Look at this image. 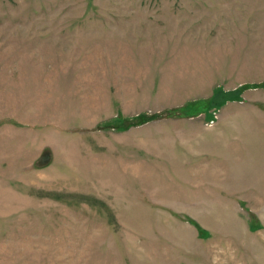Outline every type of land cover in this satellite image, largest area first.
<instances>
[{
	"label": "rangeland",
	"instance_id": "rangeland-1",
	"mask_svg": "<svg viewBox=\"0 0 264 264\" xmlns=\"http://www.w3.org/2000/svg\"><path fill=\"white\" fill-rule=\"evenodd\" d=\"M0 264H264V0H0Z\"/></svg>",
	"mask_w": 264,
	"mask_h": 264
}]
</instances>
